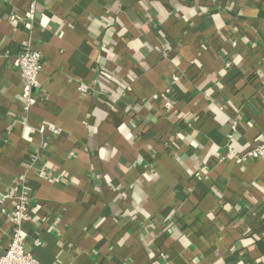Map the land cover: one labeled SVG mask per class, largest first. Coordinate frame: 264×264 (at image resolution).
I'll return each mask as SVG.
<instances>
[{
  "label": "crops",
  "instance_id": "crops-1",
  "mask_svg": "<svg viewBox=\"0 0 264 264\" xmlns=\"http://www.w3.org/2000/svg\"><path fill=\"white\" fill-rule=\"evenodd\" d=\"M31 1L0 0V195L32 191L27 252L264 264V163L218 162L264 144V0H38L29 22ZM28 41L42 70L27 111ZM11 209L0 198V256Z\"/></svg>",
  "mask_w": 264,
  "mask_h": 264
},
{
  "label": "built area",
  "instance_id": "built-area-1",
  "mask_svg": "<svg viewBox=\"0 0 264 264\" xmlns=\"http://www.w3.org/2000/svg\"><path fill=\"white\" fill-rule=\"evenodd\" d=\"M38 0H32L29 4L28 20L32 22L35 18V12ZM16 65L21 70L23 78L26 82V110L34 105L36 97L32 94V89L38 88L39 83V73L42 70V58L40 52L35 48L32 41H28L24 51H22L17 59ZM229 68L231 64L226 63ZM179 80L178 76H173V81L177 82ZM79 90L82 92H89L90 86L85 83L79 85ZM47 129L53 134H61V129L53 124H49ZM234 159L237 164H243L248 161L261 160L264 163V144L244 153L239 154L230 144L226 146V152L224 155L218 158V162L222 163L227 159ZM41 177H45V173L41 172ZM30 187L22 182L19 184L18 190L13 194H3L0 195L2 201L8 199L12 200V209L8 213V218L12 224V236L9 247L0 256V264H40L39 261L32 256L26 250L27 236L24 230V225L26 223H33L36 221L33 210L30 207L31 198ZM7 212L6 210H2Z\"/></svg>",
  "mask_w": 264,
  "mask_h": 264
}]
</instances>
